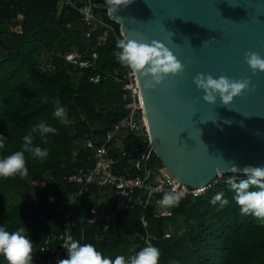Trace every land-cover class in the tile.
I'll list each match as a JSON object with an SVG mask.
<instances>
[{"label":"trees","instance_id":"trees-1","mask_svg":"<svg viewBox=\"0 0 264 264\" xmlns=\"http://www.w3.org/2000/svg\"><path fill=\"white\" fill-rule=\"evenodd\" d=\"M102 22L88 39L80 16L61 9L56 0H0V135L7 138L0 158L20 150L22 138L40 121L57 130L47 137V143L33 133L34 145L47 148L49 156L40 160L26 153L27 176L0 178V224L9 231L24 225L34 245L33 254L39 257L51 243V256L60 250L54 264L68 258L59 240L66 216L56 209L77 190L63 178L91 166L94 152L81 150L80 144L92 139L101 147L125 115L123 90L115 82L123 77L124 69L113 55L116 41L123 38L121 26L107 17ZM87 51V59L95 61L103 74L99 84L90 81L91 70H81L65 59L69 53ZM57 101L67 110V125L53 116ZM123 145L130 158L140 163L135 176L162 165L155 153L147 155V143L141 137L127 132ZM112 156L117 161L116 172L129 165L130 158L122 157L120 149H114ZM232 175L243 178L240 174L219 178L204 196L180 201L172 209L173 217L157 219L156 207H152L148 232L142 230L140 210L130 211L121 203L116 207L115 225L94 222L90 212L98 190L93 186L73 207L72 237L81 244H93L110 259L117 255L130 259L149 247V237L151 246L160 250L159 264H264V226L250 215H240L227 184ZM219 192L229 200L223 208L211 203ZM11 197L22 203H7ZM54 217L59 224H53ZM168 234L173 237L165 238ZM41 261L40 257L33 264Z\"/></svg>","mask_w":264,"mask_h":264},{"label":"water","instance_id":"water-1","mask_svg":"<svg viewBox=\"0 0 264 264\" xmlns=\"http://www.w3.org/2000/svg\"><path fill=\"white\" fill-rule=\"evenodd\" d=\"M109 14L123 38L158 41L184 67L155 90L139 77L155 154L178 181L212 187L239 174L233 165L264 166V73L245 63L248 52L264 58V0H134ZM198 74L248 80L250 90L228 107L208 104Z\"/></svg>","mask_w":264,"mask_h":264},{"label":"clouds","instance_id":"clouds-1","mask_svg":"<svg viewBox=\"0 0 264 264\" xmlns=\"http://www.w3.org/2000/svg\"><path fill=\"white\" fill-rule=\"evenodd\" d=\"M134 0H105L112 10L127 7ZM214 41L215 39H210ZM207 43V41L205 42ZM113 55L119 64L126 67L129 72L144 80V90H155L168 77H174L182 73L184 67L173 53L162 43L153 40L151 43L140 42L127 37L116 41V50ZM245 63L252 70L264 73V58L255 52L245 53ZM194 84L201 90L203 100L215 105L217 100L222 106H230L234 99L240 97L245 91L250 90L248 80H232L226 76L214 78L211 75L198 74ZM53 116L62 123L67 124V110L59 101L55 105ZM56 128L44 121H40L31 129V133L25 135L20 150L0 158V178H8L15 175L27 176L25 154H30L34 159L44 160L49 156L47 148L34 145L33 133H38L44 143L47 137L56 133ZM7 138L0 135V150L5 148ZM230 170L239 173L228 178L229 191L234 193L232 199L237 206L240 215L252 216L256 222L264 226V166H245L240 169L233 165ZM181 198L179 192H166L156 201L159 207H172L178 205ZM213 205L219 204L221 208L229 204L224 198V193H217L211 200ZM33 242L24 225L15 231H9L0 224V260L6 264H33ZM67 259L58 261V264H159L160 250L155 246L141 249L130 259L123 255H117L115 259L104 257L91 243H79L72 240L65 248Z\"/></svg>","mask_w":264,"mask_h":264},{"label":"built area","instance_id":"built-area-1","mask_svg":"<svg viewBox=\"0 0 264 264\" xmlns=\"http://www.w3.org/2000/svg\"><path fill=\"white\" fill-rule=\"evenodd\" d=\"M17 2L18 0H13ZM61 9H69L76 12L85 28L86 36L89 39L92 36V30L97 24H103V18H109V6L105 0H56ZM89 52L78 53L72 52L65 56L67 63L80 68L81 70H91L93 74L90 81L94 84L102 82L103 74L97 68L95 61L87 59ZM123 77L117 79L122 90V107L124 117L112 128L104 144L96 147L92 139L83 141V151H93L90 157L91 166L79 168L75 172L68 173L64 176L63 182L69 186L77 187V190L70 197L71 199L64 205H60L56 211L58 214H65L66 221L63 224L64 232L60 236L61 247L65 250L67 244L74 240L72 237L75 223L72 220L74 205L79 198L89 194L91 187H97L98 200L92 206L91 216L94 222L104 221L105 223L115 225L116 207L119 203L127 209L140 210V224L144 232H148L149 210L156 207L154 217L167 218L173 217L172 207H159L156 201L160 200L166 192L181 193L180 201L189 198L196 199L204 196L211 187L193 188L187 184L178 181L171 172L162 164L153 166L147 171H142L139 175L133 173L140 170V163L134 161L131 154L124 149L123 141L125 133L130 132L141 137L147 143L146 150H150L148 156L155 153L153 141L151 138L150 128L144 113L140 81L138 76L132 75L126 67H123ZM64 124V123H63ZM68 124V123H67ZM65 124V125H67ZM120 149V154L124 158H130L129 167L124 168L121 172H116L117 161L112 156L114 149ZM79 151L75 152V157ZM218 181V179H217ZM217 181L214 184H217ZM213 184V185H214ZM95 195V196H96ZM179 201V202H180ZM65 206L69 210H65ZM57 217L53 218V224H59ZM165 238H171L166 235ZM146 243L151 246L150 238H146ZM52 249L51 243H47L41 251L42 261L39 264H54L60 250L51 256L49 251ZM63 250V252H64Z\"/></svg>","mask_w":264,"mask_h":264},{"label":"rangeland","instance_id":"rangeland-1","mask_svg":"<svg viewBox=\"0 0 264 264\" xmlns=\"http://www.w3.org/2000/svg\"><path fill=\"white\" fill-rule=\"evenodd\" d=\"M82 146V144H80V147ZM7 203L9 204H13V205H18V204H21L22 203V199L20 198H17V197H11L7 200ZM51 210L54 211L55 210V207L51 206ZM184 231L186 230H182V233H184ZM173 237V234L171 235ZM36 259H40L39 257V254H34L33 255V261L36 260Z\"/></svg>","mask_w":264,"mask_h":264}]
</instances>
